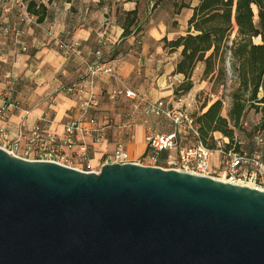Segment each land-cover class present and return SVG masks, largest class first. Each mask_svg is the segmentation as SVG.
Listing matches in <instances>:
<instances>
[{
	"label": "water",
	"instance_id": "water-1",
	"mask_svg": "<svg viewBox=\"0 0 264 264\" xmlns=\"http://www.w3.org/2000/svg\"><path fill=\"white\" fill-rule=\"evenodd\" d=\"M0 264H264V190L136 162L84 171L0 147Z\"/></svg>",
	"mask_w": 264,
	"mask_h": 264
},
{
	"label": "crops",
	"instance_id": "crops-1",
	"mask_svg": "<svg viewBox=\"0 0 264 264\" xmlns=\"http://www.w3.org/2000/svg\"><path fill=\"white\" fill-rule=\"evenodd\" d=\"M199 2L37 0L34 8L44 7L40 21L37 19L36 24L23 27L17 42L10 34H0V107L4 93L14 102V106H8L4 115H0V128L7 131L10 139L19 130L27 131L34 125L61 134L64 125L80 113L79 97L66 91L65 86L82 78V60L91 58L95 50L101 49L107 65L117 75L116 80L106 73L94 78L93 91L99 105L89 113L103 126V138L96 140L91 135L77 132L75 148L85 144L89 159L85 167L93 171L100 169L104 155L119 142L132 160L150 153L145 140L146 127L134 125V137L130 139L122 127L129 120V112L122 106L109 111L113 107L109 106L108 93L120 82L150 101L170 99L176 102L182 98L191 103V96L207 85L204 77H198L203 73L204 65H198V73L195 72L197 64L193 69L191 89L185 95H175V87L184 81V75L175 72L182 46L172 48L169 42L188 32L198 33L192 27L188 31V19ZM180 4L185 6L176 12ZM32 14L38 18L35 12ZM132 18L133 22L130 21ZM16 21V11L8 3L0 2V27L14 25ZM235 35L236 26L231 38ZM58 38L79 41L77 54L66 58L56 46ZM253 42L260 43V36L254 37ZM170 75L176 78L175 84L167 79ZM120 101L130 103L123 97ZM212 102L209 101L207 106ZM221 115L228 117V113ZM66 152L76 159V150ZM163 156L159 153L160 158Z\"/></svg>",
	"mask_w": 264,
	"mask_h": 264
},
{
	"label": "built area",
	"instance_id": "built-area-1",
	"mask_svg": "<svg viewBox=\"0 0 264 264\" xmlns=\"http://www.w3.org/2000/svg\"><path fill=\"white\" fill-rule=\"evenodd\" d=\"M27 1L0 0V2L8 3L16 11L17 17L16 24L2 25L0 34H10L17 42L23 33L24 26L36 24L37 17L29 12ZM56 46L66 58H69L77 54L80 43L77 40L65 42L58 38ZM92 55V61L87 58L82 60L84 65L82 78L65 86L66 91L79 97L80 113L77 118L64 125L62 133L43 130L39 125H34L30 130H19L15 137L10 139L7 131L0 128V147L24 159L51 160L80 170L91 171L82 168L89 161L87 148L83 143L75 148V134L81 132L93 136L96 140L103 138V126L89 113L91 109H95L99 105V100L93 91L94 78L100 73H106L109 77L117 79L114 69L103 60L104 55L101 49L95 50ZM226 62L228 77L226 83L221 85L224 91L227 90L230 81L229 52ZM167 79L173 84L177 82L176 78L171 75ZM3 97L4 101L0 107L1 116L4 115L8 106H14V102L8 94L4 93ZM122 97L132 101L135 107L142 105V113L145 116L166 115L172 120L174 128L168 133H157L147 129L145 140L150 148V153L141 159H130L123 144L119 142L111 152L104 155L103 163L136 162L174 168L264 190V136L258 129L253 131L254 148L251 152L243 149L236 150V141H230V138L226 136H216L217 132H213V145L208 146L200 137L194 117L181 107L169 108L164 99L147 100L138 92L119 82L110 89L108 99L114 102ZM178 101L182 102L183 99L179 98ZM122 127L126 130L128 137L132 139L134 137L133 122L127 121ZM185 136L190 137L191 140L184 142ZM73 150L77 152L75 160L73 155L70 156L66 152ZM161 151L165 152V157L162 161H158L157 154ZM217 172H221L222 176L215 177Z\"/></svg>",
	"mask_w": 264,
	"mask_h": 264
},
{
	"label": "trees",
	"instance_id": "trees-1",
	"mask_svg": "<svg viewBox=\"0 0 264 264\" xmlns=\"http://www.w3.org/2000/svg\"><path fill=\"white\" fill-rule=\"evenodd\" d=\"M36 1H27L28 10L31 13L35 12L40 21L44 7L38 5V9L34 8ZM182 6L185 5L180 4L176 12ZM130 21L133 22L134 18ZM234 26H236V35L231 38ZM191 27L198 33L188 32L169 42L172 48L182 46L175 72L182 73L184 81L175 87L174 94L179 96L191 89L190 77L199 62L204 65L202 78L215 73L216 79H224L226 77L225 55L229 52L230 68L237 78V85L230 93L232 102L228 117L221 115L222 101L219 98L208 106L207 101L202 103L193 117L201 139L208 146L213 145V132H220L230 138V141H236V150L243 149L251 152L254 148V129H258L264 136V0H200L193 7L192 15L188 19V31ZM258 36L261 42L256 44L253 38ZM63 40L71 41L64 38ZM209 50L211 52L206 55ZM91 56L87 58L89 61L93 60V55ZM248 105L255 107L256 110L259 109L261 115L252 128L251 145L246 149L242 148L240 143H237L239 141L234 138V128L239 126ZM159 153H163L164 156L160 158ZM159 153L157 160L162 161L165 152Z\"/></svg>",
	"mask_w": 264,
	"mask_h": 264
},
{
	"label": "rangeland",
	"instance_id": "rangeland-1",
	"mask_svg": "<svg viewBox=\"0 0 264 264\" xmlns=\"http://www.w3.org/2000/svg\"><path fill=\"white\" fill-rule=\"evenodd\" d=\"M30 25H32V24H30ZM30 25H28V26H30ZM227 55L228 54L225 55V61H224L225 72L227 70V62H226L227 61ZM200 64H203V63H201V62L197 63V69H195V72H197V73L200 70V66H198ZM229 70H230V76H229L230 81L228 83V87H227L226 91H224V89L221 88V85L223 83H226V79L228 77L227 72H226V77L224 79H221V78L216 79V77L214 75L215 73H214L212 76L208 75L207 77H205V81L207 82V85L205 86V88L203 90H200L199 92H197L191 96V100H192L191 103H187L185 101V99H183L182 102H179V101L175 102V101H172L170 99H165V101H167V103H168V107L173 108V109L177 108V107H181L188 114L193 116V114L195 112L199 111V108L202 105V103H204L205 101H207V103H208L209 101H214L217 98H219L222 101L221 113H223L224 115L227 116L228 110H229L231 102H232L231 97H230V93L232 92L233 88L237 85L236 76L233 74L231 68H229ZM198 77L201 78L202 73ZM209 77H211V78L209 79ZM200 84H201V81H200ZM183 94L185 95L186 93H183ZM129 102H130L129 104L122 103L120 101V98L114 102L109 100V106L113 107V109L109 110V111H114L115 108H119V106H122V108H124L126 110V112L127 111L129 112V114L127 116V117H129L128 122L132 121L133 125L140 124L142 126H145L146 131H147V129H149L151 131L159 132V131H165L167 128L172 129V127H173L172 120L169 117H167L166 115L145 116L142 113V105L135 107V105H134V103H132V101H129ZM260 115H261V113H260L259 109L256 110L255 107L248 105L245 113L243 114V116L239 122V126L234 128V138L237 141H239L237 143H240L242 148L244 147L247 149L251 145V131H252L253 126L259 121ZM215 135L216 136H219V135L224 136L220 132H217ZM183 140H184V142H189L191 140V138L188 136H185L183 138ZM148 154H146V155H148ZM146 155H144V156H146ZM144 156H141L137 159H141ZM73 165H75V163H73ZM161 165L165 167V165L163 163H161ZM82 168H86V167L83 166ZM215 175H216L215 177H221L222 173L217 172Z\"/></svg>",
	"mask_w": 264,
	"mask_h": 264
}]
</instances>
